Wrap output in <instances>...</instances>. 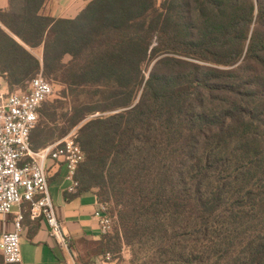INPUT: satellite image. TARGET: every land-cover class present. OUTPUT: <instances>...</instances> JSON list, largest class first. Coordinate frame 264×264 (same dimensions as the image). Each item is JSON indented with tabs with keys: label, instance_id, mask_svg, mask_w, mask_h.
I'll return each instance as SVG.
<instances>
[{
	"label": "trees",
	"instance_id": "16d2710c",
	"mask_svg": "<svg viewBox=\"0 0 264 264\" xmlns=\"http://www.w3.org/2000/svg\"><path fill=\"white\" fill-rule=\"evenodd\" d=\"M47 2L0 7V74L61 87L75 195L117 218L78 264L123 246L136 264H264V0H87L74 18Z\"/></svg>",
	"mask_w": 264,
	"mask_h": 264
},
{
	"label": "built area",
	"instance_id": "2783aa9c",
	"mask_svg": "<svg viewBox=\"0 0 264 264\" xmlns=\"http://www.w3.org/2000/svg\"><path fill=\"white\" fill-rule=\"evenodd\" d=\"M53 94V85L40 72L24 90L10 92L0 74V216H13V230L0 233V255L4 264H18L21 260L20 242L23 232L24 211L27 203L30 220H42L50 235L64 247V238L48 191V162H61L71 182L68 191L75 193L78 183L74 179L83 154L75 131L60 140L34 151L31 132L38 121V110ZM107 202H98L94 216L102 235L110 234L117 218L110 212ZM98 262H113L108 252Z\"/></svg>",
	"mask_w": 264,
	"mask_h": 264
},
{
	"label": "crops",
	"instance_id": "0c3cea01",
	"mask_svg": "<svg viewBox=\"0 0 264 264\" xmlns=\"http://www.w3.org/2000/svg\"><path fill=\"white\" fill-rule=\"evenodd\" d=\"M76 1L55 0L54 11L44 14L55 18H74L81 9L74 17H66L64 14L75 11L74 3ZM6 6L7 0H0V7L6 8ZM30 52L36 57L41 55V49L30 50ZM34 129L32 132H34ZM41 141L45 142L46 146L52 144L49 139ZM46 146L40 148V150ZM46 168L50 199L68 245L64 247L53 238L44 221L30 219L23 221L24 229L20 242L21 260L18 264H78L79 258L83 254L79 246L80 241H96L102 236L99 231L98 219L94 216L98 203L96 190L77 195L70 193L68 188L71 182L67 179L65 165L61 162H48ZM12 220V215L0 216V233L2 230L7 232L13 230ZM96 259H93V261ZM97 264L114 263L98 262Z\"/></svg>",
	"mask_w": 264,
	"mask_h": 264
},
{
	"label": "rangeland",
	"instance_id": "374dc122",
	"mask_svg": "<svg viewBox=\"0 0 264 264\" xmlns=\"http://www.w3.org/2000/svg\"><path fill=\"white\" fill-rule=\"evenodd\" d=\"M86 1L87 0H77L74 3V5L76 7L75 11H73L72 13L67 12L64 15L66 17H74L75 14L78 13L79 9H82V7H84ZM54 8H55V0H48V2L45 4V7L43 9V13H52L54 11ZM37 52H39V51H37ZM49 82H51V81H49ZM51 83L53 85V94L45 102V105L47 104V107H44V105H42L40 108L41 110H43L42 111L43 114L38 115V121H37V124L35 126L34 133L35 134L39 133V139H41V140L49 139V140H51L52 143H54V142L59 140L60 130L62 128V123L57 118H56V121H53L51 114L53 113V111H56V114H59L61 112L59 109L60 105L58 103H56V101L60 100V93L62 92V89H61V87L54 84L53 82H51ZM48 104H50L51 106L48 107ZM46 108H49L50 111L47 112V114H44ZM73 131H75V129L69 131L65 136H67L68 134H70ZM108 205H109L110 211H111V205L110 204H108ZM22 210L24 211V214H25L27 211V207L22 208ZM115 227H116V223L114 224V228ZM114 228H113V230H114ZM113 230H112V232H113ZM109 253L113 256V263L114 264H136L135 262H132L131 251H130V248H128L127 246L122 247L120 259H115L114 254H112L111 252H109Z\"/></svg>",
	"mask_w": 264,
	"mask_h": 264
}]
</instances>
